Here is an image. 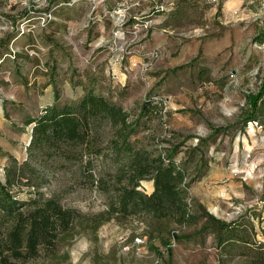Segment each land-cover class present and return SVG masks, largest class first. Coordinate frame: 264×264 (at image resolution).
<instances>
[{
	"label": "rangeland",
	"instance_id": "374dc122",
	"mask_svg": "<svg viewBox=\"0 0 264 264\" xmlns=\"http://www.w3.org/2000/svg\"><path fill=\"white\" fill-rule=\"evenodd\" d=\"M261 29L264 0H0V123L15 135L8 146L18 162L29 139L25 117L51 105L55 90L61 103L76 98L89 79L130 114L148 99L160 106L136 135L143 145L177 146V161L196 149L186 189L195 224L168 223L159 233L144 218L111 219L56 258L28 264H264V125L242 126L240 117L264 77ZM0 143L3 181L14 157ZM52 171L45 195L89 217L105 209L76 168ZM141 190L150 193L151 181ZM205 214L241 222L247 247L222 254L213 233L200 232Z\"/></svg>",
	"mask_w": 264,
	"mask_h": 264
},
{
	"label": "trees",
	"instance_id": "16d2710c",
	"mask_svg": "<svg viewBox=\"0 0 264 264\" xmlns=\"http://www.w3.org/2000/svg\"><path fill=\"white\" fill-rule=\"evenodd\" d=\"M256 40L264 43V29ZM159 115L160 106L149 99L130 114L112 100L110 90L106 96L98 93L89 79L76 98L61 103L55 90L51 105L25 117L26 158H10L0 181V264L54 259L76 235L111 219L144 218L159 233L168 223L195 224L200 215L187 202L186 189L187 165L196 149L188 151V160L177 161V146L161 150L136 138ZM240 117L242 126L264 125V77L245 96ZM49 168L53 173L76 168L81 185L104 196L105 209L89 217L64 206L57 195H45L40 188ZM144 181L152 183L148 194L141 190ZM205 217L200 232L213 233L222 254L234 256L247 247L249 236L241 222ZM259 256L264 260V253Z\"/></svg>",
	"mask_w": 264,
	"mask_h": 264
},
{
	"label": "crops",
	"instance_id": "0c3cea01",
	"mask_svg": "<svg viewBox=\"0 0 264 264\" xmlns=\"http://www.w3.org/2000/svg\"><path fill=\"white\" fill-rule=\"evenodd\" d=\"M10 128L6 125V123L2 122L0 123V141H4L6 145L4 146V150L8 151L9 155L14 157L15 159H23L21 156H19L17 150L11 149V147L8 146L10 142V138L15 137L13 135V132L9 130ZM29 140V139H28ZM1 145V143H0ZM10 145V144H9Z\"/></svg>",
	"mask_w": 264,
	"mask_h": 264
}]
</instances>
